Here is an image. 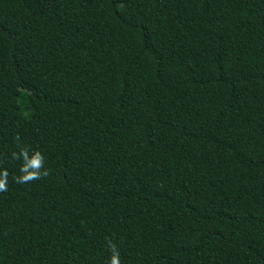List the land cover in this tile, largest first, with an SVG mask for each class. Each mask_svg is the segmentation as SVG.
<instances>
[{
    "label": "trees",
    "instance_id": "trees-1",
    "mask_svg": "<svg viewBox=\"0 0 264 264\" xmlns=\"http://www.w3.org/2000/svg\"><path fill=\"white\" fill-rule=\"evenodd\" d=\"M4 171L0 264H264V0H0Z\"/></svg>",
    "mask_w": 264,
    "mask_h": 264
},
{
    "label": "clouds",
    "instance_id": "clouds-1",
    "mask_svg": "<svg viewBox=\"0 0 264 264\" xmlns=\"http://www.w3.org/2000/svg\"><path fill=\"white\" fill-rule=\"evenodd\" d=\"M22 153L26 162L21 167L22 175L16 178L17 183H29L48 175L46 169L42 171L44 168V157L39 151L34 152L31 160H28L26 150H23ZM7 176V171L0 175V192L7 191ZM109 248L112 252L109 264H120V254L116 245L109 243Z\"/></svg>",
    "mask_w": 264,
    "mask_h": 264
}]
</instances>
